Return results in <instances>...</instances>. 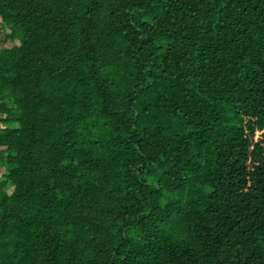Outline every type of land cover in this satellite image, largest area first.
<instances>
[{"label":"trees","instance_id":"obj_1","mask_svg":"<svg viewBox=\"0 0 264 264\" xmlns=\"http://www.w3.org/2000/svg\"><path fill=\"white\" fill-rule=\"evenodd\" d=\"M0 114V264H264V0H0Z\"/></svg>","mask_w":264,"mask_h":264},{"label":"rangeland","instance_id":"obj_2","mask_svg":"<svg viewBox=\"0 0 264 264\" xmlns=\"http://www.w3.org/2000/svg\"><path fill=\"white\" fill-rule=\"evenodd\" d=\"M8 45H9V44H8ZM0 116H1V114H0ZM259 134H260V133H258V136H259ZM257 138H258V137H256V140H258ZM2 174H3V170H0V178H1ZM12 190H13V188H10V189H9L10 192H12Z\"/></svg>","mask_w":264,"mask_h":264}]
</instances>
